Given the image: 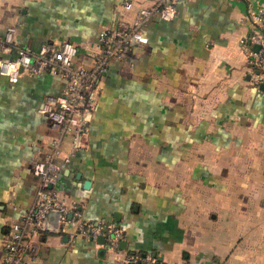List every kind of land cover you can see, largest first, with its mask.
<instances>
[{"label": "crops", "instance_id": "crops-1", "mask_svg": "<svg viewBox=\"0 0 264 264\" xmlns=\"http://www.w3.org/2000/svg\"><path fill=\"white\" fill-rule=\"evenodd\" d=\"M119 0H0V32L39 50L70 41L91 67L102 30L133 19ZM264 6V0H257ZM173 21L151 19L146 44L113 61L90 125L54 186L84 218L123 229L126 246L66 231L37 240L30 264H122L128 251L168 264H264V92L250 79L242 40L247 0H178ZM4 55V57H13ZM65 81L0 74V260L16 207L36 200L35 164L55 132L41 109ZM122 243V242H121Z\"/></svg>", "mask_w": 264, "mask_h": 264}, {"label": "built area", "instance_id": "built-area-1", "mask_svg": "<svg viewBox=\"0 0 264 264\" xmlns=\"http://www.w3.org/2000/svg\"><path fill=\"white\" fill-rule=\"evenodd\" d=\"M121 6L131 10L136 0H119ZM178 0H151L141 6L133 19H120L113 27L106 28L99 35V49L94 53V64L85 67L76 64L78 47L70 42L46 43L39 50L21 46L16 40L17 25H7L0 32V74L10 82H18L24 71L32 75L47 73L59 76L66 85L63 93L52 97L41 109L55 132L50 148L35 164L34 173L39 178L36 200L29 207H16L19 218L10 228L9 240L0 264H30L36 256L39 240L46 229L49 212L59 211L60 227L66 231L69 223L77 224V234L98 239L104 237L114 249H119L125 239L123 229L107 221H92L84 218L78 204L68 205L54 187L63 166L57 159L63 156L67 140L71 150L66 153L64 162H71L76 143L87 133L97 98L101 92L100 80L113 61L128 62L134 46L146 44L148 37L144 28L153 18L173 21L178 15ZM247 16L253 31L242 40L247 62L250 66V79L264 92V6L257 0H247ZM258 47V49H256ZM14 54L13 57L4 55ZM122 264H168L157 255L128 251ZM183 264V263H182Z\"/></svg>", "mask_w": 264, "mask_h": 264}, {"label": "water", "instance_id": "water-1", "mask_svg": "<svg viewBox=\"0 0 264 264\" xmlns=\"http://www.w3.org/2000/svg\"><path fill=\"white\" fill-rule=\"evenodd\" d=\"M256 49H258V47H256ZM262 89H264V86H262ZM60 212L55 210V211H51L48 214V217L46 219V229L48 231H52V232H57L59 227H60ZM99 240H101L102 242H104V237H100ZM126 241H122L121 246L125 247L126 246Z\"/></svg>", "mask_w": 264, "mask_h": 264}, {"label": "trees", "instance_id": "trees-1", "mask_svg": "<svg viewBox=\"0 0 264 264\" xmlns=\"http://www.w3.org/2000/svg\"><path fill=\"white\" fill-rule=\"evenodd\" d=\"M44 234H47L46 232Z\"/></svg>", "mask_w": 264, "mask_h": 264}]
</instances>
